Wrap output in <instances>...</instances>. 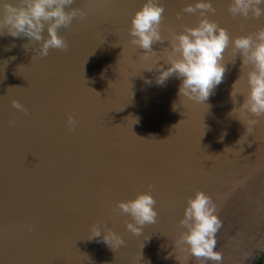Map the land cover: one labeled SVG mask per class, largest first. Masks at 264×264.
Here are the masks:
<instances>
[{"label": "water", "instance_id": "obj_1", "mask_svg": "<svg viewBox=\"0 0 264 264\" xmlns=\"http://www.w3.org/2000/svg\"><path fill=\"white\" fill-rule=\"evenodd\" d=\"M161 2L166 40L169 30L198 23L197 15L182 12L196 0ZM229 2L212 0L209 19L231 37L264 27V16L233 18ZM143 3L75 0L71 7L82 8L86 19L59 29L67 52L51 49L44 58L31 50L38 45L24 49L26 37L0 35V264H256L264 251V117L249 134L239 113L230 115L244 100L237 96L233 104L230 96L240 76L247 93L242 58L233 63L230 49L224 53L227 71L208 109L181 98L182 79L157 84L159 72L146 71L154 65L130 44L131 20ZM167 47L164 41L153 50L163 55ZM12 100L28 114L13 109ZM69 115L78 121L74 131L65 126ZM148 185L157 223L133 236L126 229L131 218L116 206ZM196 191L213 199L222 221L219 262L175 243ZM98 223L125 245L113 251L102 238L88 239Z\"/></svg>", "mask_w": 264, "mask_h": 264}, {"label": "clouds", "instance_id": "obj_2", "mask_svg": "<svg viewBox=\"0 0 264 264\" xmlns=\"http://www.w3.org/2000/svg\"><path fill=\"white\" fill-rule=\"evenodd\" d=\"M74 3L75 0H0V35L7 33L14 38L26 37L29 43L23 45L24 49L27 51L30 45H38L31 50L41 58L47 57L51 49L67 52L69 45L65 37L59 34V29L69 30L75 19H86L82 8L71 7ZM227 11L233 18L259 19L264 16V0H230ZM164 12L161 0H145L131 20L128 31L130 44L143 50L140 59L154 65L145 70L151 72L155 69L159 72L156 78L159 85H163L173 75L181 78L180 97L195 104H204L208 109L210 105L205 102L224 80L227 71L223 63L224 53L230 49L233 63L239 55L242 68L247 69V93L242 91L244 78L241 76L232 85L230 96L233 104L237 103V96H243L244 100L230 115L238 112L241 117L239 121L246 125L247 133H252L260 118L264 117V27L233 38L226 28L209 19V14L216 13L212 0H196L194 4L185 6L182 12L197 15L198 23L194 27L185 26L180 33L169 30L170 38L166 40L162 35ZM180 19L182 16L178 13L177 20ZM164 41L168 42L169 47L164 48L161 55V52L153 50V45ZM164 65L169 67L165 70ZM11 107L28 114V110L17 100L11 101ZM132 119L134 123L138 122V118ZM9 123L11 125L14 122ZM77 124L74 116L69 115L65 126L69 131H74ZM228 149L225 148L224 152ZM152 188V185H148L146 192L134 199L121 201L116 206L120 214L131 218L130 222H126V229L133 236H141L144 226L157 223V201L152 195ZM221 227L222 221L217 215L213 199L202 191H196L193 197L188 198L183 219L179 221L182 231L175 242L176 246L197 259L219 262L222 253L215 251V248L216 234ZM26 228L31 232L35 226L26 225ZM90 233L88 239L102 238L113 251L125 245L122 237L106 225L93 224ZM137 259L142 257L138 255L135 261Z\"/></svg>", "mask_w": 264, "mask_h": 264}, {"label": "trees", "instance_id": "obj_3", "mask_svg": "<svg viewBox=\"0 0 264 264\" xmlns=\"http://www.w3.org/2000/svg\"><path fill=\"white\" fill-rule=\"evenodd\" d=\"M256 264H264V251L261 253Z\"/></svg>", "mask_w": 264, "mask_h": 264}]
</instances>
